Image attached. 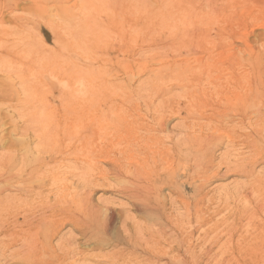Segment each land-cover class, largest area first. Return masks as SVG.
<instances>
[{
    "label": "bare ground",
    "instance_id": "obj_1",
    "mask_svg": "<svg viewBox=\"0 0 264 264\" xmlns=\"http://www.w3.org/2000/svg\"><path fill=\"white\" fill-rule=\"evenodd\" d=\"M83 1V17H79V32L85 35L86 54L81 60L84 67L82 66V70L79 69L82 71L80 73L82 77L74 79L72 76L70 82L73 85L74 83L81 84L83 87L85 107L81 105L84 110L82 107L81 109L85 115L86 124H84L83 133L80 131H78L80 133H51L49 130L52 128L48 130L43 124L42 127L36 128V132L33 129L35 133H21L22 147H19L21 144L15 145L16 147L12 145L5 150L8 151L7 154L3 153L4 157L6 155V162L4 171L0 175V194L7 191L16 192L13 195H7L8 197H4L6 195L0 197L1 208L3 211L6 208L5 212L8 215L0 220V234L2 237H8L7 243L3 244V257L7 258V261L15 259L16 262L18 261L17 264H184L186 259L181 256V253L185 250V254L192 257L193 264H199L197 257L198 251L203 247L201 245L208 240L210 232L218 227L219 220L217 219L220 218L218 215L222 214V209L230 204L231 211L228 212L227 218H224L227 214H223L224 216L221 217L223 220H221L223 222L227 220V224L231 227L230 230L234 229L237 232V237L235 242L231 235L233 242L225 241L226 247L228 245L233 248L235 246L245 247L250 242H246L250 235L247 228L256 225V222L253 223L254 221L251 220L259 218L257 216L261 213L264 214V170L261 172L257 170L258 165L264 163L263 38V43L261 42V45L259 47L257 45L256 48L255 45L252 46L247 42L246 37H242L247 47L240 48L242 53L237 52L235 57L232 55L233 59L227 56L213 57L216 49H223L225 39L220 42H213L206 38L195 39L192 49L197 54V60L196 65H193L196 67L192 75L195 81L193 83L199 89L196 93L199 100L193 104L195 111L190 109L194 111L193 117L187 116L188 114L185 116L187 117L185 119H188L186 126L182 123L183 127H186H182V130L185 129V131L172 132L164 136L159 133L160 130H164V127L156 121H158V116H161L159 123H162L161 118L165 117L159 113L160 111L154 109L156 108L155 103L151 102L157 100L159 94L164 93L163 90L158 89L157 81L163 79L167 71L160 67L153 69L155 74L153 73L150 84L156 91L142 81L135 88V82H140L135 79V74L138 72L134 73L135 64H131L133 59H130L132 55H126L127 51L125 52L126 49H124L129 45V40L121 39L124 44L120 46L117 55H108L109 52H107L100 58V53L103 52L96 51L90 54V48H94V43L99 40L96 35L100 20L96 12V1L92 0L90 3H87L90 0ZM238 1L236 0L237 3ZM17 4L18 1L6 0L5 7L12 10L17 7ZM85 7L90 12L89 14H86ZM3 17L2 12L0 22L3 21ZM85 17L91 18V21ZM18 19L15 17V20ZM245 20L246 25L254 23L256 26L263 25L264 3L261 8L250 12ZM147 38H144L145 42ZM187 47L188 45L182 40L177 42L174 48L176 53L181 55L191 51V48L187 50ZM167 50L165 49V53ZM120 53L123 54L122 57ZM143 54L145 57V53ZM22 56L27 58L20 52L13 54L6 42L0 39L1 72H9V76L12 77L10 74L17 67L19 68L14 62L22 63ZM101 60L106 64L111 63L101 68L102 63L98 64ZM139 60L133 61L139 64ZM142 63L144 62L141 59ZM154 63L156 64V61ZM116 67H118V72L114 73ZM7 69L10 70L7 71ZM120 73H122L121 78L116 77ZM174 74L178 79L181 77L178 70H175ZM62 76V73L54 72L49 56H46L40 58L39 63L34 65L33 81L23 89L29 101L30 97H34L35 101L36 98L41 99L43 111L39 114L32 113V115L39 123L47 120L48 127L51 125L48 120L51 119L53 113L51 99L54 94V82ZM101 76L105 77L102 79ZM16 77L22 82L21 73ZM12 80L14 90L16 82ZM144 83L148 88L144 86ZM192 87L195 89V85ZM19 90H16L18 94ZM104 90H109V92L105 93ZM193 92L195 93V90ZM151 104L154 105L153 108ZM156 104L159 106L157 101ZM124 106H126L125 109H123ZM176 106L178 107L177 104ZM74 109H69L71 115L76 114L77 109H75L76 112ZM121 109L124 111L121 112ZM161 111L164 113L163 109ZM170 111L166 112L170 113ZM166 112L165 115H167ZM189 119L193 120L189 122ZM106 122L110 123L111 131L105 128L104 123ZM13 147L15 149H12ZM221 148H225V152L218 156L217 152ZM13 150H16L17 154L12 155ZM55 152L62 153V158H54L52 155ZM102 163H108L109 167L105 168ZM66 165L78 167L83 173L80 171L81 175H75L77 172L75 173L74 168L75 174L64 175L60 167ZM228 173L237 174L246 181L243 182L244 184L241 182L240 188L237 187L236 190L225 189L229 191L223 194L222 199L226 200V203L229 199L232 200L229 205H225L226 203L215 200L217 193L223 191L224 188L215 196L210 195V189L206 188L213 181L225 178ZM112 182H115V185L111 184ZM75 183L78 184L76 188ZM167 184L172 185L173 193L178 196L177 200L172 197L171 200L174 201L170 206L167 205L169 198L163 193ZM98 187H106L114 195L126 199L127 203L111 197H106L107 199L98 203L94 202L93 193ZM51 197H54V202H51ZM219 199L221 198L217 201ZM125 205L128 206L125 207ZM177 210H184V215L175 214ZM131 211L134 214H131ZM251 215H255L256 218ZM246 217L252 218L247 219L251 227L246 221L248 227L246 228V224H243ZM183 221L188 223L185 224ZM67 223H72L70 232L76 231L78 234L69 238L59 237L62 228ZM187 224L191 225L187 226ZM242 226L243 230L246 228L244 231L249 234L247 236L244 232L247 236H244L245 241L240 234ZM259 226L257 224L256 229H259ZM232 230L231 232L234 233ZM197 232H200L199 236H196ZM58 237L59 242L56 241ZM221 244L224 245L222 241ZM221 248L223 249V246ZM212 249L209 247L205 251L206 264L210 260L212 262L211 258H216L215 252L212 257ZM246 249H242L243 252ZM220 259L217 258L214 261Z\"/></svg>",
    "mask_w": 264,
    "mask_h": 264
},
{
    "label": "rangeland",
    "instance_id": "obj_2",
    "mask_svg": "<svg viewBox=\"0 0 264 264\" xmlns=\"http://www.w3.org/2000/svg\"><path fill=\"white\" fill-rule=\"evenodd\" d=\"M15 1H18L17 7L11 10V9L5 7L6 0H0V17H1L2 12L4 14L3 21L0 22V29H3L2 31H0V39L6 42V44L8 45L9 49L13 52V54L15 52H20L24 56H26L27 58L25 59L22 56V61H21L22 63H20V62L15 63L14 62L15 65L19 66V68L17 67V69H15L13 71V73L10 74V75H12V77L9 76V74H8L9 72H1L0 71V152H1L0 153V161H1L0 163L2 164V165L0 164V172H1L0 175L4 171V164L6 162V155L4 157L3 153L6 152V154H7L8 151H5V150H7V148H9L10 146L11 147H12V145L18 146L19 144H21V142L23 140L21 133H35L37 130L36 128L42 127L43 124H44L43 125L44 127L47 126L48 130L50 128H52L51 130H49L51 133H72V132L73 133L74 132L75 133H80V132L83 133L82 131L85 127L84 124H86V122H85L86 118L84 117L85 115L83 114V110L85 107V102H84L85 98L83 95V92H84L83 87L81 84H75L74 83V85H73L70 82V79L72 76L74 79H76V78L78 79V77L79 78L82 77L81 76L82 74H80V73H82V71H80V70H82V68L84 67L81 64V60L86 54V49H85L86 47L84 44L85 43V39H84L85 35H84V33L79 32V30H80L79 29V17H81V18L83 17L82 5H83L84 1L83 0H63V1H59V2L57 0H15ZM91 1L92 0L88 1L87 3H90ZM95 1L97 3V11L96 12H97V15H98L99 20H100V25L98 27V31H97V35H96L99 40L97 43L96 42L94 43L95 44L94 48H90L91 49L89 51L90 54H91V52L93 53L96 51L98 53L103 52V53H100V55H101L100 58H102V56L106 55L107 52H109L108 55H117V54H119L120 46H122L124 44V43H122L121 39L125 38L126 40H129L130 41V42L128 41L129 45H127L128 49L126 48V46L124 47V49H126L125 52L127 51L126 55L129 56L131 54L132 57L130 59H133L134 61H135V59L137 61L140 59L139 64L137 61L135 63L133 60H131V64H133V63L135 64V65L133 64L134 70H135L134 73L138 72L137 74H135V76H136L135 79H136V81L137 80L140 81V82H138V81L135 82V88H137V86L142 81V82H145L148 87L151 86L150 88L154 89L152 87V85L150 84V80L153 78V73L155 74L154 70L157 69V67L158 68L160 67V68L165 69L167 71L164 78L161 79L160 81L158 80L157 81L158 84L156 83L159 86V87L157 86L158 89H161L160 91H162V90L164 91V93L163 94L161 93V95L162 96L166 95L165 98L163 96V100H162V96L159 94L157 100H154L155 102L154 101L151 102L153 104L155 103L154 105L156 106V108H154V109L157 111H160L159 113H161L165 117V118H161V119H163L162 123H159L160 122L159 117H161V116H158V118H157L158 121H156L158 124H160V126L164 127L163 128L164 130H160V132H159L160 135H164V136L169 135L172 132L173 133H175V132L181 133L182 131L183 132L185 131V129L182 130L183 124L185 123L184 124L185 126H186V124H188V121H187L188 119H185V118H187L185 116L188 114L187 116L193 117L192 113L195 111V109L193 108L194 107L193 104H196V102H198V100H199V97H197L198 95H196V93L199 92V89L197 88V85L195 83H193V82H195L193 79L194 78L193 75H194V71H195L194 67H196L193 65H196V60H197V54L192 49L193 48L192 43L195 41V39H198V38H204L205 39L206 38V39L213 40V42H220L221 40L225 39L226 40L225 44L228 46H226L224 44V46L222 47L224 50L221 48L216 49L215 53H213L214 54L213 57L217 56L216 58H220V57L227 56V58L229 57V59H233V56L235 57L237 55L236 54L237 52L242 53L241 49L243 47H247L245 45L246 42H244L242 40V37H246L247 42L252 44V46L255 45L254 47H256L257 45L259 47L261 45V42L264 40V27H263L264 24L263 25L261 24L259 26L258 25L256 26V23L246 25V20H245L246 17L250 14V12H252L253 10L255 11L256 9H259V7L261 8L263 6L264 0H250V3H249V0H242V1L239 0L238 3L236 2V0H232V2H230L231 0H218V1L217 0H95ZM243 1H245V2H243ZM247 2L249 4H247ZM254 2H257L258 4L254 3ZM259 5H261V6H259ZM248 6H250V7L248 8ZM203 8H205V9H203ZM219 8H220V11H219ZM251 8H252V11H251ZM84 10L87 12L86 14L90 13L86 9V7L84 8ZM211 11H213V13ZM206 12H207V14H206ZM218 12H219V14H218ZM72 13H74L75 15ZM220 13H223V14H220ZM227 13L229 15H227ZM205 14H206V16H204ZM213 14L217 15V16L219 15V17L214 16ZM233 14L236 17H234ZM220 15H224V16L220 17ZM15 17H17L19 19L15 20ZM233 17H234V19L236 18L235 19L236 21L233 19ZM86 18H88V20L91 21V18L85 17V19ZM203 18L206 20H204ZM194 19H196V20H194ZM197 20H198V22H197ZM200 20H201V22H200ZM219 20H221V21H219ZM199 22L201 23L200 26L198 25ZM216 23H217V25H216ZM210 25L213 27H211ZM214 25H216V26H214ZM205 26H207V27H205ZM197 29H198V31H197ZM207 29H208V31H207ZM195 31H196V33H195ZM220 32H221V34H220ZM136 36H137V39H135ZM138 37H140L141 39ZM144 38H147L148 42H147V39L145 42ZM229 38H230V40H229ZM262 38H263V40H262ZM131 40H133V42ZM165 40H166V42H165ZM182 40H184V42L188 45L189 48L187 47V50H189L191 48V51L186 52V53L184 52L180 55V54L176 53L174 47H175V44L177 42L182 41ZM134 41L137 44H135ZM138 41H140L139 44H138ZM168 45L171 47L172 50L170 49V47ZM159 46H161V47H159ZM153 49H154V51H153ZM159 49H161V50H159ZM165 49L166 50L169 49L166 51L167 54L165 53ZM138 50H139V52H138ZM112 52H114V53H112ZM220 52H222V53H220ZM142 53H145V57H144V54L142 55ZM148 53H149V55H148ZM216 53H219V54H216ZM135 54H136V56H134ZM138 54L139 55L141 54L142 56L141 55L139 56ZM120 55H121V57L123 56L122 53H120ZM46 56H49V59L52 63V69L54 70V72H59L60 74L62 73V75H63L59 80H55V82H54V84H55L54 88H53L54 94H53V98L51 99V102L53 103L51 110L53 113H52L51 119L48 120L49 125L51 124L50 127H48V125H47L48 124L47 120L39 123L35 120L34 115H32V113L33 114H39L41 111H43L44 107H42L43 105H41L42 104L40 102L41 99L36 98L37 100L35 101L34 97H32V98L30 97V101H29V98H26L25 91L23 90L24 87H26L28 85V83L31 84V82L33 81L32 80V70L34 68V65L36 66V64L39 63L40 58H44ZM149 57H151V58H149ZM168 58H170V59H168ZM29 59H32V60H29ZM141 59H142V62H144L142 64H141ZM147 59H148V62H147ZM164 59L166 61H164ZM184 59H185V61H184ZM101 61L98 63V64L102 63V64H100L101 68H104V66L106 67L107 65H109L111 63V62H109L106 64L105 62L103 63V61L102 62ZM155 61H156V64L154 63ZM158 61H159V63H158ZM146 62H147V65H146ZM151 62H153V64ZM162 62H164V63H162ZM148 63H150V64H148ZM185 64H187V65H185ZM8 70H10V69H7V71ZM65 70H66V73H64ZM77 70H79V72ZM175 70H178L179 73H181V77L179 79L174 74ZM16 72L18 74L19 73L22 74V77H20L23 79L22 82H20L19 81L20 79L18 77H16V76H18V74H16ZM115 72H118V67H116L114 73ZM169 72H171V74H169ZM69 75H71V76H69ZM121 75H122V73H120L116 77L121 78ZM104 77L105 76H103L102 79ZM184 77H185V79H184ZM11 78L14 79V81L16 82V85H15L16 89H14L15 91L12 88L13 80ZM188 79H189V81H188ZM145 83H144V86L147 87L145 85ZM191 83H193L195 85V87H194L195 89H193L192 86H194V85ZM182 89H184V90L182 91ZM16 90H19V94L17 93ZM22 90H23V92H22ZM154 90H153V92L156 91V90L155 91ZM194 90H195V93L193 92ZM13 92H15V93H13ZM104 92L108 93L109 90H104ZM191 92H193V93L191 94ZM18 96H20V97L18 98ZM38 100H39V102L37 103ZM156 101H157L159 106H157ZM164 101L166 104L164 103ZM192 102H195V103H192ZM153 104H151L152 108L154 107ZM161 104L163 105V107ZM176 104L180 108H178L176 106ZM35 105L37 108L36 107L34 108ZM81 105L84 107H82ZM185 106L187 108H185ZM78 107L81 111L78 109ZM81 107L83 110L81 109ZM175 107H176V109H175ZM31 108L33 109L32 111H31ZM72 108L77 109V112L74 109L76 112V114H74V115H71V111L69 110ZM125 108H126V106L123 107V109H125ZM158 108H160V109H158ZM123 109H121L120 111L123 112L124 111ZM162 109H163L164 113L166 111L167 112H169L170 110L171 111H170V113L166 112L167 115H165L161 111ZM167 109H170V110H167ZM190 109L194 110V111H190ZM35 110H37V111H35ZM183 110L186 112H184ZM180 111H181V113H180ZM188 111H190L191 113L190 112L188 113ZM173 112H175V113L172 114ZM72 114H73V112H72ZM180 114L182 116H180ZM124 115H126V113ZM122 116H123V114H122ZM192 120L193 119H191V120L189 119V122H191ZM104 124H105V128H108L111 131L110 123L106 122ZM69 125H70V127H69ZM183 128H186V127H183ZM33 129H35V132L33 131ZM67 130H69V131H67ZM78 131H80V132H78ZM121 133H124V132L121 131ZM8 134H10V135H8ZM4 136H6V137H4ZM26 136H27V134H26ZM12 142H14V143H12ZM19 147H22V144ZM12 149H15V148L13 147ZM222 152H225V148H221V150L219 152H217V155L221 156ZM13 154H17L16 150L12 151V155ZM52 156H54V158L60 159V158H62L61 156H63V155L60 152L59 153L55 152ZM102 164L105 168L109 167L108 163H102ZM60 168L62 170V171L61 170L60 171L65 173L64 175H66V174L73 175L76 172H77V174H75V175H81L83 173L82 169L80 170L78 167L75 168L74 166L68 167L66 165V166H62ZM74 168H75V173L73 172ZM257 170L259 172L263 171L264 170V163H261L260 165H258ZM70 172H71V174H70ZM181 181H182V179L180 178L179 182L181 183ZM244 181H246V180L243 177H241L237 174L228 173L225 178L217 179V180L213 181L211 184H209L207 186L206 189L207 190L210 189V191H211L210 195L215 196L218 191H221L224 188L223 191H221L220 193L218 192L219 194L217 193V195H216L217 199L218 198H221V199H219L218 201H217V199H215V200H216V202H221V203L225 204L226 200L222 199L223 194H225L226 191H229V190H225V189H230V191L236 190V189H238L237 187L241 186V182H242V184H244L243 183ZM180 183H179V185H180ZM111 184L115 185V182H112ZM77 186H78V184L75 183L74 187L76 188ZM74 190H76V189H74ZM15 193H16L15 191H7V192L2 193V195L0 194V197H2L4 195H6L4 197H8L9 195H13ZM163 193L169 198L168 204H167L169 206L172 203V201H174V200H171L172 197H173V199L175 198V200H177V198H178L177 194L173 193L171 184L166 185V187L163 189ZM219 195H221V196H219ZM54 197L56 198V196H54ZM54 197H51L52 198L51 202L53 201ZM106 197L107 198L111 197L113 199L116 198L118 200L120 199L122 202L127 203L126 199L121 198L118 195L116 196V194L114 195L111 191L107 190L106 187H104V188L98 187L95 190V192L93 193L92 200H94V202L98 203V202H101V200L107 199ZM0 200H1V198H0ZM222 200H223V202H222ZM230 200L231 199H229V201L227 200L228 203H226L225 205H229V203L232 202V200L231 201ZM215 205H216V203L214 204V206ZM230 205L226 206L222 209V212H221L222 214L218 215L220 218L217 219L218 216L216 217L217 221L219 220L217 222L218 227H216L214 230H212L210 232V235H208V237H207L208 240H206V242H204V244L201 242V244H203V245H201V244L200 245L203 247H201V249L198 251L199 255L197 257V262L199 264H206L205 251H206V249L211 247V248H213L212 252H211L212 257L214 256L213 252H215L216 254L215 253L214 254L216 255L215 256L216 258H214V257L211 258L212 262L210 260V262H208V264H216V262H217V264H264V214L261 213V215H258L257 217H259V218H256L255 215H251V217L256 218V220L255 219L251 220L252 218L250 219L249 217H246L243 220V224H246V226L244 225L246 228L248 226L249 227L252 226V225H250L249 220H251L252 222L254 221L253 223L256 222L255 223L256 225H254L253 227H251L249 229L247 228V230H249L248 233L251 236L249 234H247V232H245L246 228L244 229L245 230L244 231L243 226L241 227L240 231L242 233L245 232L247 236L248 235L250 236V237L249 236L247 237L245 235V233L244 234L240 233L242 235L244 241L246 239L245 237H247L246 242L247 243L249 241L251 242V243L249 242L250 244L249 243L246 244L245 247L247 249L245 247L241 248V246H239V247L235 246L233 248V247H230V245H228L226 247L227 244H225V241L226 242L228 241L227 243H232L233 240L235 241V239L237 237V232L234 229L233 230L231 229L232 231H234V233L231 232V230H230L231 227L227 224L228 223L227 220H224V222H225L224 223L222 221L223 219L221 218L223 214L224 215L227 214L224 217V218H227V216L229 214L228 212L231 211ZM127 206L128 205H125V207H127ZM0 209H1L0 210V220H3V218L8 217V215H7V212H5L6 208L3 211V209L1 208V205H0ZM118 209H120L119 206H118ZM177 211L175 212V214H177L178 216L184 215L183 214L184 210H179L178 212ZM3 212H5V213H3ZM1 213H3V214H1ZM131 214H134L133 211H131ZM247 219H249V220H247ZM257 220H259V221H257ZM260 220H263V222H260ZM245 221L247 223H249V225ZM183 222H185V221H183ZM186 222H185V224H186ZM220 222H221V224H220ZM257 224L260 225L259 229H256ZM261 224H263V225H261ZM189 225H191V224H187V226H189ZM63 228L61 230V234L59 237L65 238L67 236L66 238H69V237L76 236L78 234L76 231L70 232V231H72L71 230L72 229V223H67ZM201 231H202V229H201ZM223 232H226V233L224 234ZM229 232H230V234H229ZM199 233L197 232L196 236L197 235L199 236ZM226 234L228 235V237ZM216 235L217 236L220 235V237H217ZM0 236H1V234H0ZM59 237L56 240L57 242H59V239H60ZM231 237L233 240L231 239ZM219 238H221V239H219ZM224 238H225V240H224ZM227 238H228V240H226ZM253 238H254V240H253ZM7 239H8V237H2V236L0 237V240H1L0 241V264H9V263L10 264H17L18 261L16 262L15 259H14V261H13V259L7 261V258L3 257V254H2V252L4 251L3 244L7 243L6 242ZM230 239H231V242H230ZM221 241H222V243H224L225 246L223 244H221ZM221 246H223V249L221 248ZM248 246H250V247L248 248ZM13 247L15 248V246H13ZM251 247H252V249H251ZM237 248H239V250ZM214 249H216V250L213 251ZM240 249L241 250L246 249L245 250L246 252L245 251L243 252V250L241 251ZM223 251H224V253L225 252L228 253L230 256L228 254H224V253L222 254ZM233 251H234V253H233ZM185 255L186 254H185V250H184V253L183 252L181 253V256L184 259H186L185 260L186 263H184V264H193L194 262H193L192 257H190L189 255H186L187 256L186 257ZM219 256L222 258L220 259ZM232 256H234V257H232ZM187 258H188V260H191V261H188ZM198 258H200L201 260ZM217 258L220 260L214 261V259H217ZM203 260L205 263L203 262ZM19 264H22V263H19ZM177 264H179V263H177Z\"/></svg>",
    "mask_w": 264,
    "mask_h": 264
}]
</instances>
